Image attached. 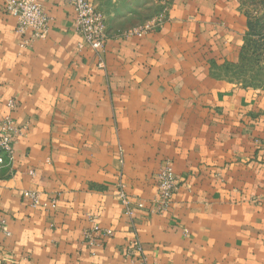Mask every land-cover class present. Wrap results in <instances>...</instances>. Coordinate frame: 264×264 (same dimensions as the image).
Listing matches in <instances>:
<instances>
[{
	"label": "crops",
	"instance_id": "crops-1",
	"mask_svg": "<svg viewBox=\"0 0 264 264\" xmlns=\"http://www.w3.org/2000/svg\"><path fill=\"white\" fill-rule=\"evenodd\" d=\"M4 1L0 119L19 135L0 166V264H142L134 241L147 264H264V89L236 75L241 0H89L99 52L68 4L37 0L50 22L30 41ZM166 163L177 188L153 214Z\"/></svg>",
	"mask_w": 264,
	"mask_h": 264
},
{
	"label": "built area",
	"instance_id": "built-area-1",
	"mask_svg": "<svg viewBox=\"0 0 264 264\" xmlns=\"http://www.w3.org/2000/svg\"><path fill=\"white\" fill-rule=\"evenodd\" d=\"M66 3L74 11L75 26L79 34L84 38L88 46L95 52L103 49L107 39L106 21L89 0H59ZM2 12L16 20V31L20 35H29L30 41L38 39L46 33L49 26V18L43 6L37 0H5L2 5ZM161 16L153 19L142 28L130 32L133 35H142L150 31L161 22ZM18 131L14 128L13 122L9 118L0 119V166L5 164L6 158L12 155L13 147L18 138ZM177 188V180L171 164L166 163L157 178L158 199L153 214L165 213L171 203L172 197ZM23 198L32 207L39 206L38 196L34 192H24ZM122 206L127 214H132L131 201L122 191L119 193ZM142 210L143 204L138 202L134 207ZM5 222H0V227H4ZM126 253L134 258L138 257L142 264H147L142 256V249L138 241H134L127 247Z\"/></svg>",
	"mask_w": 264,
	"mask_h": 264
},
{
	"label": "rangeland",
	"instance_id": "rangeland-1",
	"mask_svg": "<svg viewBox=\"0 0 264 264\" xmlns=\"http://www.w3.org/2000/svg\"><path fill=\"white\" fill-rule=\"evenodd\" d=\"M242 8L248 15L252 36L243 65L236 70L239 80L264 89V0H241ZM133 31V30H132Z\"/></svg>",
	"mask_w": 264,
	"mask_h": 264
},
{
	"label": "trees",
	"instance_id": "trees-1",
	"mask_svg": "<svg viewBox=\"0 0 264 264\" xmlns=\"http://www.w3.org/2000/svg\"><path fill=\"white\" fill-rule=\"evenodd\" d=\"M249 28H250V25H249ZM251 32L252 31H251V28H250L249 29V33H248V37H247V41H246V52H247V47H248V44H249L248 38L252 36V33ZM246 52H245V54H246ZM245 54H244V57H245ZM243 60H244V58H243Z\"/></svg>",
	"mask_w": 264,
	"mask_h": 264
}]
</instances>
